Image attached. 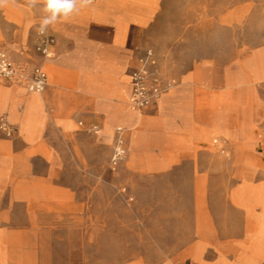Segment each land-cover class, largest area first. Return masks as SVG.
<instances>
[{"label": "rangeland", "instance_id": "obj_1", "mask_svg": "<svg viewBox=\"0 0 264 264\" xmlns=\"http://www.w3.org/2000/svg\"><path fill=\"white\" fill-rule=\"evenodd\" d=\"M101 5L127 27L123 76L151 50L176 82L171 92L187 84L179 110L189 109L190 128L181 111L168 130L158 107L134 113L140 117L130 124L120 107L101 121L105 115L85 106L75 73L47 68L40 94L56 83L70 107L51 111L38 131L50 157H0V264H264V192L244 203L237 192L242 184L264 191V78L254 83L253 72L264 53V0H95L80 9L101 15ZM0 11V49L28 77L40 62L29 43L33 27L11 51L7 24H19ZM91 24L83 21L88 32ZM98 29L105 32L99 53L108 49L111 58L114 32ZM249 83L259 108L247 98ZM92 123L98 134L87 131ZM117 129L125 157L114 167Z\"/></svg>", "mask_w": 264, "mask_h": 264}, {"label": "crops", "instance_id": "obj_2", "mask_svg": "<svg viewBox=\"0 0 264 264\" xmlns=\"http://www.w3.org/2000/svg\"><path fill=\"white\" fill-rule=\"evenodd\" d=\"M23 1L25 0H8L6 5L0 6V9H3L5 12L7 11V13L19 24V26H16L6 23L12 29L6 44L7 48L11 51L21 50L25 43L26 29L28 27H33L29 43L34 53L37 34L36 29L39 25L41 13L39 11V5L37 8H29L25 6ZM111 2H113V0H111ZM100 12L103 13L97 15L96 11L93 9L89 11L80 9V11L74 13L73 16L62 19L50 26V29L53 30V32L51 30L50 32L57 41L55 49L56 56L45 64V69L48 73V79L49 71L47 68L49 67H51V69L53 68L54 72L58 74L62 72L66 73L68 76L75 73L80 83L81 98L85 106H90L87 107L88 110L93 109L96 113L98 112L105 115L101 118V121L106 122L107 118L114 115L117 112L116 109L120 107L124 110L123 119L126 123L130 124L140 117L129 109L128 98L131 92L130 73L135 67L138 57L142 53L133 58V62L128 69V75L124 77L122 67L124 65L125 55L121 52L120 45L124 42L127 27L121 19H114L116 16L114 15L112 6H108V8L102 6ZM0 13L2 12L0 11ZM91 18L93 19V24L91 25L95 28L92 29L91 32H88L85 26H83V21ZM99 27L101 29L110 28L114 32V41L111 42L112 45L110 49L114 53L111 58L115 59V62L118 63L114 68L109 66L111 58L105 53L108 49H103L102 53H99L100 47L105 45V42H103L105 32L103 33L102 30H99ZM95 49L96 52L94 53L92 50ZM262 56H264V53L260 54L255 64L259 62V58ZM35 57L37 56L35 55ZM253 72L254 83L264 78V73L262 71H255L253 68ZM55 81L57 80L55 79ZM254 83H249L247 86V98L249 99L252 95L257 101V108V106L261 104V99L254 92ZM186 85L187 84L184 83L182 88L179 87L172 92L170 91L164 94L162 101L158 100L153 106L158 107L161 114L164 115L162 119L163 124L168 127V130L170 127L174 128V120L177 119L182 112L186 116V122H189L191 119L189 109L183 110L181 108L182 112L179 110V101L182 96L185 97L186 95ZM11 86L13 87H8L0 83V114H4L11 122L17 123L19 125V131L13 139L9 140L2 138L0 135V157H25L27 159L28 157H50L43 153L38 131L42 129L43 125L49 120L50 113H65L70 107L68 102L65 103L64 101L63 103L62 101L65 97L62 92L63 90L57 86L56 83H53L45 94L34 93L30 95L27 93L24 84H20V82L13 81ZM177 104L178 106L175 108ZM19 105H23L24 109L18 110ZM259 107L260 105L258 108ZM258 114V109H256L251 120L252 122L249 124V127L248 125L246 126L247 129L253 126L254 118L257 117ZM85 126L86 129L97 127L98 131L100 128L96 123ZM188 128H190L189 124ZM195 128L196 124L194 122L192 129L195 130ZM98 131L95 132V134H98ZM117 131H122V129H117ZM208 133L212 134L210 132H205V134ZM226 136L230 138L231 134L226 132ZM208 138L209 135H207V139ZM259 139L264 141V135H259ZM243 148L245 147H242L241 144L236 147L235 152L238 157L242 156ZM210 155L213 156V153H210ZM23 173L24 176H27L28 172L23 171ZM262 183H264V181ZM243 185L245 184H242L237 191L239 193V199L243 203L250 201L251 194L259 195V193L264 192L260 191L262 190L260 184L251 191Z\"/></svg>", "mask_w": 264, "mask_h": 264}, {"label": "built area", "instance_id": "obj_3", "mask_svg": "<svg viewBox=\"0 0 264 264\" xmlns=\"http://www.w3.org/2000/svg\"><path fill=\"white\" fill-rule=\"evenodd\" d=\"M95 0H91V3ZM56 38L50 30L46 35L36 34L34 53L39 63L32 69L29 76H25L14 65L9 54L0 50V79L12 83L13 81L25 84L31 93H42L48 86V73L45 64L56 56ZM131 92L128 98V107L133 113L142 114L153 107L161 96L174 89L176 82L159 64L151 50L144 51L137 59L135 67L130 73ZM264 98V84L262 85ZM90 133L98 131L97 127L87 129ZM17 129L12 126L7 118L0 116V133L7 139L17 135ZM125 139L122 131H117L116 144L112 153V166L116 167L125 157ZM183 264H195L187 261Z\"/></svg>", "mask_w": 264, "mask_h": 264}, {"label": "clouds", "instance_id": "obj_4", "mask_svg": "<svg viewBox=\"0 0 264 264\" xmlns=\"http://www.w3.org/2000/svg\"><path fill=\"white\" fill-rule=\"evenodd\" d=\"M8 0H0V6L6 5ZM91 0H28L29 8H37L41 18L36 29L39 35H46L50 26L61 18L67 19L73 13L79 12L81 6L89 4Z\"/></svg>", "mask_w": 264, "mask_h": 264}, {"label": "bare ground", "instance_id": "obj_5", "mask_svg": "<svg viewBox=\"0 0 264 264\" xmlns=\"http://www.w3.org/2000/svg\"><path fill=\"white\" fill-rule=\"evenodd\" d=\"M72 16V15H71ZM258 64V70L262 71L264 73V56L259 58ZM162 98V97H161ZM248 111V110H247ZM200 259V258H199Z\"/></svg>", "mask_w": 264, "mask_h": 264}]
</instances>
